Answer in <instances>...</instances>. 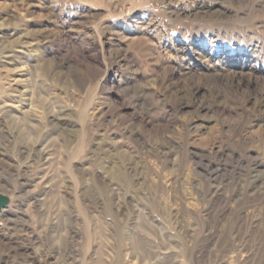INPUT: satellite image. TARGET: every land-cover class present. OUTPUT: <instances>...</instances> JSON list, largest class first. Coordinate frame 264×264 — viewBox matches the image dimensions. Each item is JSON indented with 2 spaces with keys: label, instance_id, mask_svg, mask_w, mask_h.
<instances>
[{
  "label": "rangeland",
  "instance_id": "rangeland-1",
  "mask_svg": "<svg viewBox=\"0 0 264 264\" xmlns=\"http://www.w3.org/2000/svg\"><path fill=\"white\" fill-rule=\"evenodd\" d=\"M0 163V264H264V0H0Z\"/></svg>",
  "mask_w": 264,
  "mask_h": 264
},
{
  "label": "bare ground",
  "instance_id": "bare-ground-1",
  "mask_svg": "<svg viewBox=\"0 0 264 264\" xmlns=\"http://www.w3.org/2000/svg\"><path fill=\"white\" fill-rule=\"evenodd\" d=\"M5 165V164H4ZM9 166V165H8ZM3 167V165L0 163V171L2 170L3 172L4 171H6V170H8V168L9 167ZM11 167V166H10ZM2 172V173H3ZM2 182L0 181V193H1V191H3L2 190V187H1V184ZM2 195H5V194H2ZM14 196H10L9 198H8V200H9V203H8V205H7V207L6 208H8L11 204H13L14 203V198H13ZM14 205V204H13ZM12 206V205H11ZM5 209V208H4ZM2 210V212L0 213V233L1 232H3L4 231V228H6L7 226V221H8V219H7V217H8V215L7 214H9V212H7L8 210Z\"/></svg>",
  "mask_w": 264,
  "mask_h": 264
},
{
  "label": "water",
  "instance_id": "water-1",
  "mask_svg": "<svg viewBox=\"0 0 264 264\" xmlns=\"http://www.w3.org/2000/svg\"><path fill=\"white\" fill-rule=\"evenodd\" d=\"M8 203H9L8 198L0 193V213L4 208L7 207Z\"/></svg>",
  "mask_w": 264,
  "mask_h": 264
}]
</instances>
